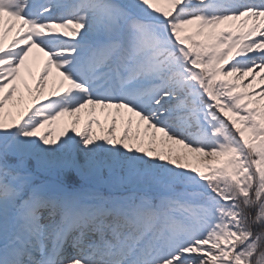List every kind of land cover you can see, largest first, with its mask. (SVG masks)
<instances>
[{"label": "snow or ice", "instance_id": "snow-or-ice-1", "mask_svg": "<svg viewBox=\"0 0 264 264\" xmlns=\"http://www.w3.org/2000/svg\"><path fill=\"white\" fill-rule=\"evenodd\" d=\"M0 264H264V0H0Z\"/></svg>", "mask_w": 264, "mask_h": 264}]
</instances>
